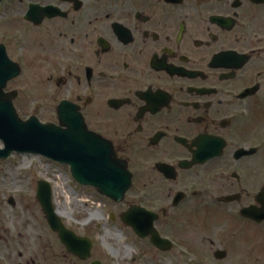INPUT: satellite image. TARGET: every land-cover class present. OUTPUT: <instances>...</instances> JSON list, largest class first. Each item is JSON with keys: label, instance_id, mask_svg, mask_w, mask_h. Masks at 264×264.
Segmentation results:
<instances>
[{"label": "flooded vegetation", "instance_id": "flooded-vegetation-1", "mask_svg": "<svg viewBox=\"0 0 264 264\" xmlns=\"http://www.w3.org/2000/svg\"><path fill=\"white\" fill-rule=\"evenodd\" d=\"M0 46L21 71L5 90L14 106L53 83L55 120L40 122L67 129V102L99 152L127 165L124 202L105 198L119 208L109 222L132 231L125 219L138 216L169 242L135 235L159 255L187 234V264L264 252V0H4ZM50 233L36 250L0 243V264H115L90 239L85 260Z\"/></svg>", "mask_w": 264, "mask_h": 264}, {"label": "rangeland", "instance_id": "rangeland-1", "mask_svg": "<svg viewBox=\"0 0 264 264\" xmlns=\"http://www.w3.org/2000/svg\"><path fill=\"white\" fill-rule=\"evenodd\" d=\"M24 85L26 82L21 79L13 81L10 87ZM53 88V83H50L48 93L43 91L44 95L40 92V95L28 96V87L21 91V97L15 102L20 118L26 120L35 116L43 122L54 121ZM45 108L46 114H41ZM3 148L0 141V149ZM41 181L51 184L53 203L65 226L78 236L92 240L99 255L102 251L115 264H133L140 247L144 252L149 248L138 244L134 233L120 223L108 221L110 213L119 211V208L104 197L92 195L87 189L77 186L68 166L42 157L16 155L0 160V243L14 242L16 250L25 251L21 243L36 250L38 243L52 241L53 235L36 200ZM11 200L17 204L16 207L11 205ZM179 239L181 242H176L173 255H159L149 248L148 256L143 260L138 258L136 264H187V234H181ZM199 246L200 243L191 244L192 251L199 253ZM239 252L235 261L230 260L229 264H264V252L257 251L255 256L249 252V246ZM125 256L127 260H124Z\"/></svg>", "mask_w": 264, "mask_h": 264}, {"label": "water", "instance_id": "water-1", "mask_svg": "<svg viewBox=\"0 0 264 264\" xmlns=\"http://www.w3.org/2000/svg\"><path fill=\"white\" fill-rule=\"evenodd\" d=\"M20 74V68L9 60L4 47L0 46V141L4 144V149H0V160H8L13 154L52 160L69 166L73 178L81 185L95 187L103 196L116 203H123L131 187L127 165L111 160L107 153L99 152L102 143L87 131L82 117L77 115L71 104L64 102L58 110L67 129L51 123L43 124L36 117L27 121L20 119L14 107L16 93H5L8 83ZM72 117L79 123L76 130L70 124L69 118ZM100 158L107 160H98ZM36 198L50 228L68 252L86 260L91 251V242L65 228L55 212L49 183H38ZM125 222L141 239L150 238L155 247L172 250L167 245L169 242L162 240L152 226L142 225L138 216H127Z\"/></svg>", "mask_w": 264, "mask_h": 264}, {"label": "bare ground", "instance_id": "bare-ground-1", "mask_svg": "<svg viewBox=\"0 0 264 264\" xmlns=\"http://www.w3.org/2000/svg\"><path fill=\"white\" fill-rule=\"evenodd\" d=\"M57 215L61 216L59 213H56Z\"/></svg>", "mask_w": 264, "mask_h": 264}]
</instances>
